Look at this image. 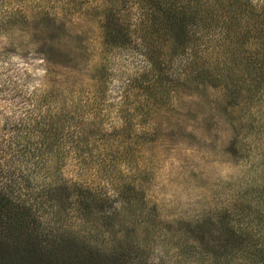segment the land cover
Listing matches in <instances>:
<instances>
[{
    "label": "rangeland",
    "instance_id": "rangeland-1",
    "mask_svg": "<svg viewBox=\"0 0 264 264\" xmlns=\"http://www.w3.org/2000/svg\"><path fill=\"white\" fill-rule=\"evenodd\" d=\"M71 2L0 0V148L18 121H29L35 97L36 106L59 95L55 109L108 135L113 166L108 178L90 179L130 201L119 196L109 218L73 227L83 245L41 264H207L196 246L225 236L213 220L264 204V85L231 93L188 76L185 57L166 60L158 79L143 41L111 46L93 0ZM198 56L201 71L207 52ZM146 75L156 87L146 89ZM119 249L127 254L109 255Z\"/></svg>",
    "mask_w": 264,
    "mask_h": 264
},
{
    "label": "trees",
    "instance_id": "trees-1",
    "mask_svg": "<svg viewBox=\"0 0 264 264\" xmlns=\"http://www.w3.org/2000/svg\"><path fill=\"white\" fill-rule=\"evenodd\" d=\"M94 3L97 14L106 20L102 26L108 27L111 46L143 41L140 49L158 79L164 73L157 74L158 68L166 60L183 63L185 57L188 76L231 93L252 95L264 85V0ZM70 4L76 6V0ZM200 52H207L205 63H209L201 71ZM156 83L145 76L147 90ZM45 98L35 106V97L29 121H18L8 149L0 148V264L13 257L41 264L47 257H61L67 249L72 252V244L83 245L73 227L96 222L97 215L109 218V206L130 201L122 195L125 190L117 191L114 198L90 179L94 174L108 178L112 165L108 135H101L85 119L79 123L72 112L64 115L55 109L59 95ZM70 167L79 168L78 177L67 174ZM129 186L133 187L131 182ZM119 196L124 198L121 202ZM263 209L264 204L257 209L237 208L213 220L225 233L224 239L202 249L196 246L198 253L205 254L207 264H264ZM112 253L115 257L127 254L123 249Z\"/></svg>",
    "mask_w": 264,
    "mask_h": 264
}]
</instances>
